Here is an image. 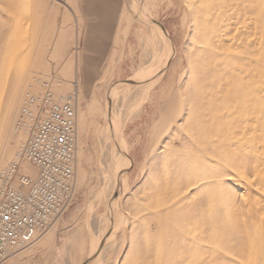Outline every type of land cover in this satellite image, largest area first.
<instances>
[{"label":"rangeland","instance_id":"rangeland-1","mask_svg":"<svg viewBox=\"0 0 264 264\" xmlns=\"http://www.w3.org/2000/svg\"><path fill=\"white\" fill-rule=\"evenodd\" d=\"M46 89L74 198L0 264H264V0H0V170Z\"/></svg>","mask_w":264,"mask_h":264},{"label":"built area","instance_id":"built-area-1","mask_svg":"<svg viewBox=\"0 0 264 264\" xmlns=\"http://www.w3.org/2000/svg\"><path fill=\"white\" fill-rule=\"evenodd\" d=\"M15 131L25 137L0 170V261L30 246L74 198L75 110L49 89L24 98ZM22 164L36 170L20 173ZM17 181V185H15Z\"/></svg>","mask_w":264,"mask_h":264},{"label":"crops","instance_id":"crops-1","mask_svg":"<svg viewBox=\"0 0 264 264\" xmlns=\"http://www.w3.org/2000/svg\"><path fill=\"white\" fill-rule=\"evenodd\" d=\"M18 258H15V261H17ZM19 260V259H18Z\"/></svg>","mask_w":264,"mask_h":264},{"label":"bare ground","instance_id":"bare-ground-1","mask_svg":"<svg viewBox=\"0 0 264 264\" xmlns=\"http://www.w3.org/2000/svg\"><path fill=\"white\" fill-rule=\"evenodd\" d=\"M114 116V115H113ZM124 121V120H123ZM122 173V172H121ZM121 175V174H120ZM123 218V217H122ZM124 220V219H123ZM126 221V220H125Z\"/></svg>","mask_w":264,"mask_h":264}]
</instances>
